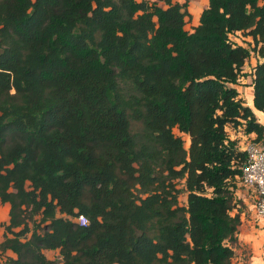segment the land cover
Segmentation results:
<instances>
[{"label":"trees","instance_id":"obj_1","mask_svg":"<svg viewBox=\"0 0 264 264\" xmlns=\"http://www.w3.org/2000/svg\"><path fill=\"white\" fill-rule=\"evenodd\" d=\"M186 5L0 0L7 264H59L44 249L60 264H230L246 154L226 128L264 134L234 87L249 52L264 56V0H208L191 31ZM252 89L264 111V61Z\"/></svg>","mask_w":264,"mask_h":264},{"label":"crops","instance_id":"obj_2","mask_svg":"<svg viewBox=\"0 0 264 264\" xmlns=\"http://www.w3.org/2000/svg\"><path fill=\"white\" fill-rule=\"evenodd\" d=\"M170 1L171 3L179 4L186 1V8L189 16L184 19V21H188L184 26L187 31H191V28L198 24L200 13L208 4V0ZM157 5L165 7L162 2H158ZM228 39L233 44L245 48H250L252 46L251 38L249 36L241 35L240 32L230 33ZM262 61H264V56L261 57L255 52L250 51L248 58L240 68V75L234 87L238 93V97L242 101V105L252 108L256 121L264 128V111L255 110L252 107L253 69L257 63ZM226 130L227 138L234 141L237 146L250 140L254 136L252 132L244 133L242 127L226 128ZM236 184L240 189L236 190L234 194L235 198L246 206L244 207L243 205L242 207L237 208L240 222L235 232V241L232 243L233 255L230 264H264V219L256 220L254 217L253 202L255 200V195L252 189L244 187L239 181H237ZM235 211L236 210L234 209L233 212Z\"/></svg>","mask_w":264,"mask_h":264},{"label":"built area","instance_id":"obj_3","mask_svg":"<svg viewBox=\"0 0 264 264\" xmlns=\"http://www.w3.org/2000/svg\"><path fill=\"white\" fill-rule=\"evenodd\" d=\"M237 148L246 154L238 180L244 187L251 188L255 195L253 202L255 219H264V134L259 141L251 138ZM75 220L80 225L86 223L82 215L77 216Z\"/></svg>","mask_w":264,"mask_h":264},{"label":"rangeland","instance_id":"obj_4","mask_svg":"<svg viewBox=\"0 0 264 264\" xmlns=\"http://www.w3.org/2000/svg\"><path fill=\"white\" fill-rule=\"evenodd\" d=\"M184 22H185L184 23L185 25L188 23V21H184ZM183 28L185 29V26ZM241 35H244V34L241 33ZM130 122L132 124L134 123V121H132V120ZM133 126L135 128L136 127L138 128L139 127V124L138 123H134ZM239 128H241V127H239ZM172 132L175 135H179L181 137L182 141H183L184 147H187L188 140H187L186 135L179 133L175 127L172 128ZM233 185H234V188H233L234 189L233 199H235L236 202H239L237 208H240L243 205L245 207L246 205L245 204H242L239 200H237L235 198V195H234L235 192H236V190L240 189V187L237 184H234V183H233ZM176 187L179 189V193L177 195V203L180 206H185V204H186V196H185L184 190L182 189V182L181 181H178L176 183ZM7 212H8V204L7 203H3V202L0 201V241L2 240V236H3V232H4L3 226L7 223V220H8ZM33 219H34V223L36 224L38 222V216H34ZM33 225H34L33 222L28 221V227L30 229L33 227ZM42 228H45L44 223H40L39 226L36 229L38 231H41ZM16 230H18V229H16ZM42 253L45 255V257L47 259L53 260V261H55V262H57V263L60 264L61 259H60V256L58 254V250L57 249H54V250L44 249V250H42ZM12 256L13 255L9 251H3V252L0 251V264H7V259L9 257H12Z\"/></svg>","mask_w":264,"mask_h":264}]
</instances>
